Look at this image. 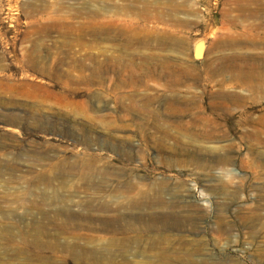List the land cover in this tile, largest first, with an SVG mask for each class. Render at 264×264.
<instances>
[{
    "label": "rangeland",
    "instance_id": "1",
    "mask_svg": "<svg viewBox=\"0 0 264 264\" xmlns=\"http://www.w3.org/2000/svg\"><path fill=\"white\" fill-rule=\"evenodd\" d=\"M0 264H264V0H0Z\"/></svg>",
    "mask_w": 264,
    "mask_h": 264
},
{
    "label": "bare ground",
    "instance_id": "2",
    "mask_svg": "<svg viewBox=\"0 0 264 264\" xmlns=\"http://www.w3.org/2000/svg\"><path fill=\"white\" fill-rule=\"evenodd\" d=\"M116 36V35H115ZM114 36V37H115ZM230 57V56H229ZM224 58H228V56H224ZM231 58V57H230ZM117 63V62H116ZM132 66V65H131ZM219 67V69H218V72L219 73H222V65L220 66H218ZM228 67H231L230 65H228ZM234 68V67H233ZM246 70V69H245ZM229 71L231 72V68L229 69ZM238 71V70H237ZM247 71V70H246ZM234 74V73H233ZM241 75V74H240ZM246 76V75H245ZM249 78V77H248ZM250 79V78H249ZM237 82V81H236ZM245 83V82H244ZM252 84V83H251ZM244 86V85H243ZM226 98L228 99V100H232L233 102H236V101H242L243 100V98L242 97H240V96H231V94H228L227 96H226ZM225 104V103H224ZM228 104V103H227ZM191 111V110H190ZM184 112V111H183ZM189 112V111H188ZM198 112V111H197ZM182 113V112H181ZM209 113V112H208ZM214 114V113H213ZM219 114V113H218ZM210 115H211V113H210ZM221 115V114H220ZM193 116V115H192ZM204 116H205V114H204ZM194 117V116H193ZM201 118V117H200ZM194 119V118H193ZM197 119V118H196ZM202 119V118H201ZM215 119V118H214ZM208 120V119H207ZM198 121V120H197ZM211 121V120H210ZM196 122V121H195ZM194 122V123H195ZM213 122V121H212ZM223 122V121H222ZM197 124V123H196ZM209 124V123H208ZM216 124V123H215ZM224 124H226V123H224ZM224 124H223V127H224ZM235 125V124H234ZM196 126V125H195ZM204 126V125H203ZM210 126V125H209ZM216 126V125H215ZM217 126L219 127V125L217 124ZM228 126V125H227ZM172 127V126H171ZM181 127V126H180ZM200 127H201V125H200ZM208 127V126H207ZM213 127V126H212ZM235 127V126H234ZM196 128V127H195ZM210 128V127H209ZM223 129V128H222ZM231 129V128H230ZM188 130V129H187ZM197 131V130H196ZM213 131V130H212ZM226 131V130H225ZM189 132H191V131H189ZM199 132V131H198ZM160 133H162V132H160ZM192 133V132H191ZM255 133V132H254ZM188 133H186L185 132V135H187ZM200 134V133H199ZM206 134V133H205ZM217 134V133H216ZM224 134V133H223ZM183 135H184V133H183ZM197 135V134H196ZM219 134H217V136H218ZM225 135H227V134H225ZM230 135V134H229ZM261 135V134H260ZM216 136V135H215ZM254 136V135H253ZM256 136V135H255ZM148 137V136H147ZM199 137V136H198ZM224 137V136H223ZM227 137V136H226ZM247 137V136H246ZM252 137V136H251ZM250 137V138H251ZM151 138V137H150ZM189 138V136H187V139ZM193 138V137H192ZM197 138V137H196ZM214 138V137H213ZM217 138V137H216ZM220 138V137H219ZM249 138V137H248ZM247 138V139H248ZM197 139H199V138H197ZM193 140V139H192ZM191 140V141H192ZM205 140V139H204ZM211 140V139H210ZM190 141V142H191ZM180 145V144H179ZM195 145H197V143L195 144ZM180 147H181V145H180ZM227 147V146H226ZM183 148V147H182ZM188 148V147H187ZM211 148V147H210ZM221 148V147H220ZM219 148V149H220ZM224 148V147H223ZM230 149V148H229ZM196 150V149H195ZM214 150V149H213ZM224 150H225V148H224ZM234 150V149H233ZM185 151V150H184ZM210 151V150H209ZM228 151V150H227ZM203 152V151H202ZM186 153V152H185ZM200 153V152H199ZM204 153V152H203ZM223 153H225V152H223ZM191 154V153H190ZM209 155V154H208ZM214 155V154H213ZM218 155V154H217ZM223 155V154H222ZM228 155H229V153H228ZM231 156V155H230ZM229 157V156H228ZM194 158V157H193ZM227 158V157H226ZM217 159V158H216ZM187 160V159H186ZM221 160L222 161H224L225 160V158H221ZM210 161V160H209ZM220 161V160H219ZM213 163V162H212ZM224 163V162H223ZM196 164V163H195ZM194 164V165H195ZM206 164H208V163H206ZM198 165H200V166H202V167H207V165H205V163L201 160H199V163H198ZM204 171V170H203ZM155 192H158V190H155ZM144 196V195H143ZM142 196V197H143ZM135 202H137L136 200H135Z\"/></svg>",
    "mask_w": 264,
    "mask_h": 264
}]
</instances>
